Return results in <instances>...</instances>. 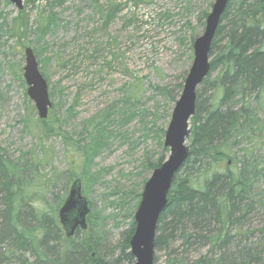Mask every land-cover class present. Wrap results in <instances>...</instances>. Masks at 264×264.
<instances>
[{
	"label": "rangeland",
	"instance_id": "rangeland-1",
	"mask_svg": "<svg viewBox=\"0 0 264 264\" xmlns=\"http://www.w3.org/2000/svg\"><path fill=\"white\" fill-rule=\"evenodd\" d=\"M214 1L23 0L18 9L0 0V156L24 169L34 191L28 203L56 212L58 222V210L78 177L90 207L88 227L79 236L98 238L103 255L116 262H134L125 259L130 248L125 249L124 239L134 233L145 183L169 155L165 132L194 60V41L203 34ZM231 18L222 21L224 32L215 37L212 69L197 88L186 145L191 147L195 126L216 107L243 115L244 129L238 125L232 133L227 159L239 167L250 153L249 195L256 204L244 229L252 230L264 224L259 198L264 191V92L244 87L216 58L227 42ZM26 47L32 48L49 86L52 106L44 120L27 94ZM244 110L251 122H244ZM206 166V160L193 165L194 175L201 177ZM179 174L185 177L188 167ZM5 194L0 184V227ZM181 250L180 241L156 247L155 264H167Z\"/></svg>",
	"mask_w": 264,
	"mask_h": 264
},
{
	"label": "trees",
	"instance_id": "trees-1",
	"mask_svg": "<svg viewBox=\"0 0 264 264\" xmlns=\"http://www.w3.org/2000/svg\"><path fill=\"white\" fill-rule=\"evenodd\" d=\"M231 14L227 42L216 58L226 74L233 71V78L243 80L244 87L264 92V0H230L221 23ZM224 29L225 25L220 24L216 36ZM216 44L214 39L211 51ZM227 77L231 80V76ZM231 113L216 107L192 131L190 156L182 166L188 167V174L182 177V168L176 174L157 227L160 233L156 235L155 248L169 241L181 243L182 250L173 258L169 256L167 264H264V224L244 229L256 204L249 195L250 153L244 154L239 167L233 168L234 160L228 163L227 159L232 133L238 125L244 129L243 115ZM244 122H251V114L245 110ZM203 160L207 166L199 172L201 177L195 176L192 166ZM224 162L225 168L219 170L217 166H224ZM20 167L9 157L0 156V184L6 192L0 227V244L6 245L0 248V264H123L103 255L98 238L81 237L79 233L84 231L80 230L67 238L56 212L32 207L28 202L34 191ZM199 179L204 181L202 185ZM259 198L264 201V191ZM24 206L29 210L24 211ZM129 240L127 235V250ZM192 252L198 254L193 256ZM125 259L134 261L130 252Z\"/></svg>",
	"mask_w": 264,
	"mask_h": 264
},
{
	"label": "water",
	"instance_id": "water-1",
	"mask_svg": "<svg viewBox=\"0 0 264 264\" xmlns=\"http://www.w3.org/2000/svg\"><path fill=\"white\" fill-rule=\"evenodd\" d=\"M10 1L18 9L23 8V0ZM229 1H214L206 18L204 32L194 41V60L165 132L164 145L169 148V155L160 167L154 169L147 180L135 213L136 226L130 238V253L135 259L132 264H155V238L158 221L166 208L168 193L175 175L189 156L186 139L190 134L189 120L196 110V91L210 72L209 55L212 42ZM24 79L28 85L27 94L35 103L39 118H47L49 108L52 106L48 83L40 72L36 56L30 47L25 48ZM89 213L90 207L82 194L81 181L75 179L58 211L59 222L65 236L69 238L74 236L77 230H86Z\"/></svg>",
	"mask_w": 264,
	"mask_h": 264
},
{
	"label": "bare ground",
	"instance_id": "bare-ground-1",
	"mask_svg": "<svg viewBox=\"0 0 264 264\" xmlns=\"http://www.w3.org/2000/svg\"><path fill=\"white\" fill-rule=\"evenodd\" d=\"M131 238V237H130ZM130 241V240H129Z\"/></svg>",
	"mask_w": 264,
	"mask_h": 264
}]
</instances>
